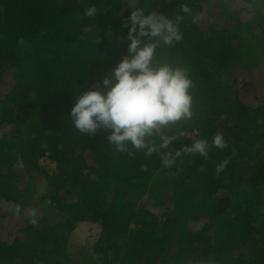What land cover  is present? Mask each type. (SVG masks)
Wrapping results in <instances>:
<instances>
[{"label": "trees", "instance_id": "16d2710c", "mask_svg": "<svg viewBox=\"0 0 264 264\" xmlns=\"http://www.w3.org/2000/svg\"><path fill=\"white\" fill-rule=\"evenodd\" d=\"M135 3L177 21L183 39L161 44L154 63L194 82L193 117L161 128L157 145L175 139L151 155L116 151L111 130L82 135L69 115L129 54L133 4L0 0V203L22 215L0 212V264H83L72 239L84 223L100 226L98 264H264V0ZM217 133L226 148L164 167L165 154Z\"/></svg>", "mask_w": 264, "mask_h": 264}, {"label": "clouds", "instance_id": "9594fccd", "mask_svg": "<svg viewBox=\"0 0 264 264\" xmlns=\"http://www.w3.org/2000/svg\"><path fill=\"white\" fill-rule=\"evenodd\" d=\"M183 11L187 13L190 9L184 7ZM96 13L95 6L85 10L88 17ZM124 26L129 28V54L105 74L102 82L78 95L69 115L73 128L82 135L95 136L101 129L111 130L107 140L116 151L132 155L129 151L132 148L146 150L151 155L167 148L175 139L164 136L157 145L151 138L161 128L193 117L194 82L183 67L154 63L161 44L172 46L183 39L176 20L158 12L146 14L143 8H136ZM145 37L150 38L147 43L143 42ZM211 147H227L222 133H217L211 144L204 139L193 140L174 156L165 154L162 163L164 167H171L177 158L186 154L207 157ZM226 165L227 161L218 164L216 173L222 172Z\"/></svg>", "mask_w": 264, "mask_h": 264}, {"label": "rangeland", "instance_id": "374dc122", "mask_svg": "<svg viewBox=\"0 0 264 264\" xmlns=\"http://www.w3.org/2000/svg\"><path fill=\"white\" fill-rule=\"evenodd\" d=\"M126 1V0H125ZM130 3L133 4L134 8L138 7V4L135 3L136 0H127ZM213 10V9H212ZM217 12V14L219 15L220 10H218L216 8V10H214ZM255 9L252 11V13H255ZM221 14V13H220ZM197 17V16H195ZM218 22H224L225 25L228 24V19L227 17H221L219 18ZM264 64V61L260 62V66H262ZM262 84H258L257 88H262ZM41 164L47 168V170L50 171V173L52 172L53 169H55V165L50 161V159H48V157H45L41 160ZM43 182L41 181V184ZM40 184V185H41ZM41 187V186H40ZM40 187L37 186V188L40 190ZM44 191V190H42ZM44 194L46 193V191L43 192ZM17 209H19V211H17ZM0 212L1 214H5L8 215L10 217V221L16 222L18 221L22 215H21V208L17 207L16 204L14 203H8V202H1L0 203ZM101 229L99 225H94L91 223H84L82 225H80V227L78 228L75 237L72 239L73 242L77 245H79L84 251H85V255L83 256V264H98V259H96L95 257H93L91 253V248H92V244L95 242V240L97 239V235L100 233Z\"/></svg>", "mask_w": 264, "mask_h": 264}]
</instances>
